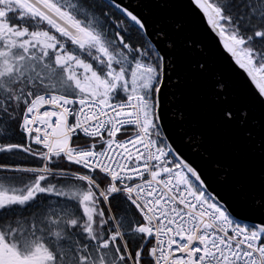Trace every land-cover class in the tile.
Here are the masks:
<instances>
[{
  "label": "snow or ice",
  "instance_id": "snow-or-ice-1",
  "mask_svg": "<svg viewBox=\"0 0 264 264\" xmlns=\"http://www.w3.org/2000/svg\"><path fill=\"white\" fill-rule=\"evenodd\" d=\"M189 2L252 91L177 0H0V264H264V0Z\"/></svg>",
  "mask_w": 264,
  "mask_h": 264
},
{
  "label": "water",
  "instance_id": "water-1",
  "mask_svg": "<svg viewBox=\"0 0 264 264\" xmlns=\"http://www.w3.org/2000/svg\"><path fill=\"white\" fill-rule=\"evenodd\" d=\"M178 8L172 14L183 19L189 28V33L203 43L211 52L214 70L224 75L231 83L234 92L247 94L253 90V85L246 75L238 69L227 53L224 52L219 38L206 26L202 14L189 2V0H177ZM190 159L194 158L192 153L185 152Z\"/></svg>",
  "mask_w": 264,
  "mask_h": 264
},
{
  "label": "bare ground",
  "instance_id": "bare-ground-1",
  "mask_svg": "<svg viewBox=\"0 0 264 264\" xmlns=\"http://www.w3.org/2000/svg\"><path fill=\"white\" fill-rule=\"evenodd\" d=\"M181 19V18H180Z\"/></svg>",
  "mask_w": 264,
  "mask_h": 264
}]
</instances>
